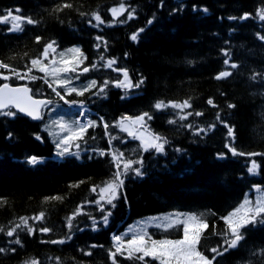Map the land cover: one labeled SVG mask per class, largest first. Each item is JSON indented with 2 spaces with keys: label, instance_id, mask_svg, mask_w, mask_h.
Instances as JSON below:
<instances>
[{
  "label": "trees",
  "instance_id": "16d2710c",
  "mask_svg": "<svg viewBox=\"0 0 264 264\" xmlns=\"http://www.w3.org/2000/svg\"><path fill=\"white\" fill-rule=\"evenodd\" d=\"M120 3L121 0H0V16L20 9L16 14L37 21L25 24L22 32L9 31L10 23H0V62L9 65L7 69L0 68V77L9 76L13 83L25 82L33 94L52 102L38 121L18 113L15 117L0 115V248L8 250L0 253V264H31L33 260L39 264H112L109 250L115 252L114 233L126 241L133 236L128 230L130 221L178 210L196 211L207 220L209 227L201 250L212 257L208 249L219 247L222 251L221 246L227 247L225 239L231 238L221 217L228 215L254 186L264 187V155L234 156L225 147L229 144L238 152L264 154V40L259 38L264 36V21L257 15L264 9V0H123L129 10L135 9L134 18L128 20L125 13L113 22L109 9ZM64 4L72 7L63 8ZM194 5L208 12L193 11ZM92 13H99L105 23L98 24ZM245 13L251 14L249 18L239 19ZM149 20H153L150 25ZM141 28L145 30L137 41H132L131 35ZM98 36L103 40L98 41ZM36 37L41 40L37 42ZM52 41L55 51L49 50L44 59L43 48ZM73 47L80 48L87 59L77 72L60 73V79L70 80L68 86L78 90L91 80L97 81V87L83 95H69L65 88L53 83L64 96L62 100L40 79L45 73L39 71L40 66L32 67L31 60L40 57L49 69L63 67L64 61L72 67L77 54L67 49ZM61 52L65 53L63 57ZM226 58L239 67L225 65ZM109 59L117 61L113 68H126L133 83L141 78L144 83L127 90L116 87L112 82L122 80L123 75L104 66ZM93 63L95 68L91 67ZM84 67L90 70L83 73ZM29 68L28 75L38 79H17L11 71L15 69L23 75ZM225 70L233 75L215 79ZM255 74L259 75L252 79ZM46 78L53 80L51 75ZM105 80L110 82L105 92L93 95ZM209 99L215 107L207 103ZM185 100L192 107L183 111L170 106L154 108L158 101L167 104ZM229 104L235 107L229 108ZM144 112L152 119L146 118L143 129L168 141L163 153L144 151L140 140L117 125L121 117H136ZM187 112L193 115L181 120ZM195 112L203 115L196 116ZM82 117L86 123L95 121L96 126L70 145L79 158L56 156L54 141L58 137L49 133H58L59 128L53 121L75 126L82 124ZM169 120L176 123L170 124ZM104 123L109 125L108 134ZM225 123L233 128L234 140L228 136ZM188 124L192 128L185 127ZM210 124L216 127L207 135H195L198 128H208ZM101 150L104 156L99 155ZM118 151L124 153L125 159H142L143 165H132L133 169L141 168V176L134 171L122 175L124 185L118 189L113 207L106 200L100 201L99 187L112 179L116 168L111 153ZM33 155L43 158V162L27 164V157ZM252 161L259 165L256 174L248 172ZM93 186H99L96 192L91 190ZM48 197L61 199L46 200ZM81 205L83 214L73 220L69 230L67 218ZM41 212L43 219H33ZM108 213L105 225L102 216ZM21 217L27 218V227L34 229L32 234L21 224ZM16 225L21 226L12 237L7 236V231ZM44 227L52 231H39ZM242 231L245 239L237 248L218 256L214 264H264V224L249 225ZM17 238L21 244L12 243ZM51 240L65 243L47 242ZM12 248L15 252L10 251ZM88 251L92 255L84 254ZM122 252L117 253L116 264H158L151 257L140 261L135 256L129 259L126 250Z\"/></svg>",
  "mask_w": 264,
  "mask_h": 264
},
{
  "label": "snow or ice",
  "instance_id": "6c2138e0",
  "mask_svg": "<svg viewBox=\"0 0 264 264\" xmlns=\"http://www.w3.org/2000/svg\"><path fill=\"white\" fill-rule=\"evenodd\" d=\"M63 8H71V4H64L62 6ZM182 7V6H181ZM62 10V8L58 9ZM203 11L205 14L208 12L207 8L203 9H197L196 6H193V11ZM109 11L112 14L113 22L117 20L118 17L124 15L127 13V19L131 20L134 18L135 9L129 10V6H126L123 3V0H121V3L118 7H112L109 9ZM176 11V9H174ZM20 9L15 10H9L5 15L0 16V23L4 24H11V27L9 28V31L13 32H22L24 30V25H32L36 24L37 21L33 20L31 17H25L16 13H19ZM83 15V13H82ZM251 14L245 13L243 16L239 17V19L244 20L248 19ZM257 15L261 21H264V9H260L257 12ZM93 18L98 22V24H103L105 21L101 18V15L99 13H92ZM230 20H235L237 17H229ZM123 22V21H121ZM153 20H149L148 24H152ZM145 29L141 28L137 32L133 33L130 37L132 41H137L139 38V34L142 33ZM259 36V34H258ZM261 40H264V36H259ZM98 41L103 40V37H97ZM37 42L41 40L40 37H36ZM55 41H52L48 44H46L43 48V52L41 53V56L44 59H47L49 56V50L55 51L54 48ZM106 45V42H105ZM97 48L100 47L99 44L96 45ZM68 53H74L77 54V56H73V59L71 63L75 66L70 67L68 61H64L63 67H53L49 69L47 66L43 65V61L40 57L34 58L31 60L32 67H39V71L45 73V77H40V79L44 80V83L48 85V87L52 88V91L60 97V99H64V96L61 95L59 91L55 87H53V83L58 84L59 87H63L66 89L67 94H72L75 92L77 95H83L84 92L90 91L93 88L97 87V81L91 80L84 88L78 90L75 87H69L70 80L67 79H60V73H75L78 71V67L80 64L83 63L84 60L87 59V57L84 56V54L81 52L80 48L73 47L67 49ZM61 57L65 55L64 52L60 53ZM127 55V53L125 54ZM225 57L229 56L228 51L224 50ZM101 60L104 59L103 56L100 57ZM117 61L115 59H109L106 64L104 65L107 68H113V65H115ZM225 65H229L231 69H236L239 67L236 63H230L229 59L224 60ZM92 68L96 67V64L93 63L91 65ZM0 68L7 69L9 68V65L3 62H0ZM90 70L89 67H84L81 71L83 73H87ZM114 71H117L119 73H122L123 79L122 80H116L113 81L114 85L118 88L123 89H132V88H139L144 83V78H141L138 82L133 83V81L129 77L128 70L126 68H113ZM13 75L16 76L17 79H25L26 77L30 80H36L38 77L36 76H29L28 73L31 72V68L28 69V72H25L23 75L15 69L11 70ZM51 75L53 77V80L50 82L46 77ZM233 75L231 71H221L216 76L215 79L221 80L225 79L227 77H230ZM259 74H255L252 79H256V76ZM3 80L7 81L9 79V76H2L0 77ZM77 79L79 76L76 77ZM109 81L105 80L102 85L99 86L98 93H93V95L103 94L105 92V89L109 85ZM32 89L28 86H20V87H12L8 83L0 84V115L6 116V117H15L17 113H22L33 120H41L43 119L42 114V108L46 105L52 103L51 101L47 100H39L35 99L33 97ZM65 103H73L75 104V101H67L65 100ZM209 105H212L215 107L212 99H209L207 101ZM172 107L174 109H180L183 111L186 108H191L192 105L189 102V100H185L182 103L177 102H168L167 104L164 101H158L155 103L154 108L156 109H164L167 107ZM229 108H234L235 105L229 104ZM7 109V111H5ZM15 109V111H13ZM196 116H202V112H195ZM192 112H187L185 115H182L180 117L181 120H186L189 116H192ZM146 118L148 120L152 119L150 114L148 112H144L139 116L136 117H130V116H124L121 117V119L117 122V125L120 127V129L124 132H127L130 137L133 139L140 140L141 147L144 151H149L154 149L157 153H163L165 150V144L168 143L167 139L154 133H148L146 136L144 134L139 133L140 128L146 127ZM217 120H220L219 113H217ZM103 120V118H101ZM168 123L174 124L176 123L175 120H169ZM221 123H224L221 121ZM53 124L56 125L59 128L58 133H49L50 135H55L58 137L54 141L55 147L57 149L56 156L60 158H64L67 156H76L79 158V153H74L70 149V145L73 144L74 141L82 140L84 134L87 132L88 128L95 127L96 122L95 121H88L86 124H79L77 123L75 126L69 125L67 123H64L62 121H53ZM105 132L107 133V129L109 128V125L107 123H104ZM138 126V127H137ZM47 127L50 126H46ZM185 127L192 128L191 124L185 125ZM215 124H210L208 128H198L195 132V135H200L201 133H204L207 135V133L213 129H215ZM225 127H227L228 130V136L231 137L233 140L235 139L234 130L231 126H228L225 123ZM61 133H66L65 135H61ZM9 136H11V133H9ZM36 139H41L39 136L36 137ZM111 139H116V137H112ZM111 139L109 140V144H111ZM75 147L79 148V144H76ZM225 147L231 151V153L235 155H264L261 153H243L238 152L235 147L230 146L229 144H225ZM177 152H180V149L176 150ZM106 153L101 150L99 152V155L104 156ZM112 156V162L116 168V171L113 173V177L110 181L105 182L103 187L99 186H93L91 189L93 192L97 191V187H99L100 192V201H105L109 204L115 207L113 204V201L117 198L118 189L122 188L124 185V180L121 178L122 175L126 174L129 171H134L137 176H141V168H135L133 169L132 165L134 163L143 165V160L133 161L130 159L124 158L123 152H113L111 153ZM218 158H223V154H218ZM43 162V158L37 157L35 155L29 156L26 159V163L32 166H36ZM259 165L255 161H252L251 167L248 168V172L250 174H256L257 169ZM83 183V182H81ZM78 186V185H75ZM257 190H259V187L257 186ZM48 199H55L60 200V197H48L45 198ZM100 201H95L97 204L100 203ZM101 212L104 211L103 208L100 209ZM83 214V206H78L77 209L72 213L71 216L67 218V227L69 230L72 229L73 226V220L78 216ZM108 213L107 215L102 216V221L106 225L108 223ZM180 215L183 214H177L175 219L169 220V222L165 225L166 228H172L177 225H182L183 228V236L180 239H152L151 236H148V233L142 232L141 234L133 235L130 239H125L121 235H114L112 237V240L114 241V247L115 252L109 250V258L112 260V264H116V256L117 253L123 254L122 249L124 248L125 244L127 245V252H128V258L132 259L134 256L136 259L140 261H144L145 257H151L153 261H158V264H214V261H216L218 256H223L224 253L228 252L230 249H235L239 246L240 242H242L245 239L244 232L242 229H246L249 225L255 226L257 223L264 224V196L258 198L254 203L253 201L249 200L247 197L244 199V201L235 208L232 212L228 213L227 216L221 217L223 219L228 227V230L230 231V239H225L224 244L227 245V247H223V250L221 251V248L219 247H213L208 249L211 253L214 255L211 257V259L205 255V252L201 250L202 248V238L204 237L205 231L208 229L209 225L207 221L203 220L200 216H197L195 214H189L184 217V219H180ZM44 213L41 212L38 216L33 217V219L40 220L43 219ZM21 224H23L25 227L28 225L27 218L21 217ZM93 219V225L95 230V219ZM166 220L168 218H165ZM21 225H16V227L12 228L11 230L7 231V236L12 237L14 233L16 232V229L19 228ZM0 231H3V229H0ZM27 231L29 234H32L34 232V229L32 227H27ZM39 231L43 233H49L52 230L50 228L44 227L39 229ZM214 235L216 233H213ZM224 235H228V233H224ZM148 237L146 240L145 237ZM52 244H63L65 243V240H51L47 241ZM12 243L15 244H21V241L17 238ZM92 247H97L96 245H92ZM103 247V246H101ZM15 248L10 249V251L15 252ZM5 251H8L4 248H0V253H3ZM137 253H142V255H135ZM85 255H92L90 251L85 252ZM31 264H39L38 261L33 260Z\"/></svg>",
  "mask_w": 264,
  "mask_h": 264
},
{
  "label": "rangeland",
  "instance_id": "374dc122",
  "mask_svg": "<svg viewBox=\"0 0 264 264\" xmlns=\"http://www.w3.org/2000/svg\"><path fill=\"white\" fill-rule=\"evenodd\" d=\"M118 7V6H117ZM140 134H144L145 136L148 134L144 130H139ZM264 196V192L255 194V198H251L249 200L253 201V203L260 197ZM177 214L180 215V219H184L186 215L189 214H196L194 211H173V212H164L158 214H151L145 217L144 219H139L130 224L128 230L132 231V235L141 234L142 232L148 233V236H151L152 239H180L183 236V228L182 225H177L172 228H166L165 225L169 222V220L175 219ZM198 216V215H197ZM165 218H168L167 220ZM175 229H179L181 231L178 235H172L171 232ZM163 232L162 235H157V232ZM145 239L147 240L148 237L146 236ZM210 259L211 256L205 253Z\"/></svg>",
  "mask_w": 264,
  "mask_h": 264
},
{
  "label": "water",
  "instance_id": "95a60500",
  "mask_svg": "<svg viewBox=\"0 0 264 264\" xmlns=\"http://www.w3.org/2000/svg\"><path fill=\"white\" fill-rule=\"evenodd\" d=\"M16 87H20V86H16ZM35 99H39V100H45V99H40V98H35Z\"/></svg>",
  "mask_w": 264,
  "mask_h": 264
},
{
  "label": "bare ground",
  "instance_id": "6f19581e",
  "mask_svg": "<svg viewBox=\"0 0 264 264\" xmlns=\"http://www.w3.org/2000/svg\"><path fill=\"white\" fill-rule=\"evenodd\" d=\"M244 10V9H243ZM241 15H242V13H241ZM235 16V15H234Z\"/></svg>",
  "mask_w": 264,
  "mask_h": 264
}]
</instances>
